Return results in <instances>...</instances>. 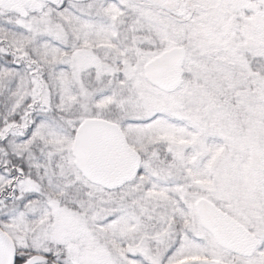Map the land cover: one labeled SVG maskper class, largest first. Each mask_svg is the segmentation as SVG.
I'll list each match as a JSON object with an SVG mask.
<instances>
[{"label": "snow or ice", "instance_id": "obj_1", "mask_svg": "<svg viewBox=\"0 0 264 264\" xmlns=\"http://www.w3.org/2000/svg\"><path fill=\"white\" fill-rule=\"evenodd\" d=\"M0 264H264V0H0Z\"/></svg>", "mask_w": 264, "mask_h": 264}]
</instances>
